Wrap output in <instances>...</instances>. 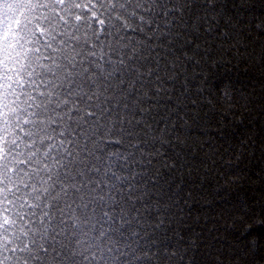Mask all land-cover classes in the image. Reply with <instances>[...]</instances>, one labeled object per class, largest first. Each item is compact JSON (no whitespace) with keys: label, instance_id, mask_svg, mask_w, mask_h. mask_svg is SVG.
I'll list each match as a JSON object with an SVG mask.
<instances>
[{"label":"snow or ice","instance_id":"6c2138e0","mask_svg":"<svg viewBox=\"0 0 264 264\" xmlns=\"http://www.w3.org/2000/svg\"><path fill=\"white\" fill-rule=\"evenodd\" d=\"M233 62L264 77V0H0V264H264Z\"/></svg>","mask_w":264,"mask_h":264},{"label":"trees","instance_id":"16d2710c","mask_svg":"<svg viewBox=\"0 0 264 264\" xmlns=\"http://www.w3.org/2000/svg\"><path fill=\"white\" fill-rule=\"evenodd\" d=\"M211 74H213V80H218L224 78L227 75H232L233 77H241L244 83L251 84L253 81L264 80V77L259 75V71L256 68H251L244 64H236L235 62L228 64L222 63L220 67H214L211 70ZM259 91V88L257 89ZM253 124L256 125V135L259 138H264V127H261V124L264 123V110L257 108L253 113ZM260 121V123H257ZM246 123V121H245ZM244 125L240 126L238 131H244ZM248 130H251V125L248 126ZM260 143H264V139L258 141V145ZM255 156L258 159H253L251 161H246L249 166V175L252 179H256V172H259L261 168H264V157H261V152L258 150L255 152ZM241 190L244 195L254 196L259 199L261 196H264V183H256L252 184L250 182L244 183L241 186Z\"/></svg>","mask_w":264,"mask_h":264}]
</instances>
